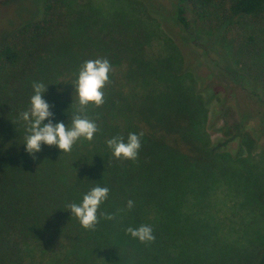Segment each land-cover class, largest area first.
Masks as SVG:
<instances>
[{"label": "trees", "instance_id": "16d2710c", "mask_svg": "<svg viewBox=\"0 0 264 264\" xmlns=\"http://www.w3.org/2000/svg\"><path fill=\"white\" fill-rule=\"evenodd\" d=\"M169 1L177 29L166 28L170 39L154 35L164 54L148 56L146 33L135 31L114 57L92 56L94 45L90 40L84 44L78 36L66 45L65 23L56 12L58 0H45L42 18L19 28L1 46L0 264H209L199 261V255L207 252L192 232L196 220H205L192 211L201 212L209 204L194 192L203 178L197 173L214 178L216 164H226V173L231 164L253 165L254 160L242 157L239 145L237 152L228 150L237 135L210 140L208 130L221 119L234 93L227 87L214 92L213 80L200 88L203 78L197 77L186 57L187 51L194 53L192 48L200 47L188 12L214 31L206 34L208 42L201 49L205 56L213 52L220 57L221 73L223 60L230 62L225 49L239 57L235 60L239 70L227 75L242 85L253 105L243 112L246 115L238 112L237 130L254 132L255 127L247 124L260 115V108L264 111V79L243 71L248 69L243 58L253 56L257 42L244 27L248 19L264 15V0ZM86 48L90 53L85 58ZM97 58L108 59L111 71L103 89L104 103L89 104L84 113L98 126L93 139L81 137L67 153L44 144L38 153H27L23 143L29 133L20 114L30 108L33 83L46 85L42 98L51 106L52 123L71 127L78 103L74 90L78 71L85 61ZM249 111L255 116L249 117ZM130 133H143L137 158H114L106 141L121 136L126 142ZM248 177L255 181L248 193L249 206L261 207L264 175ZM97 185L109 193L98 209V224L87 230L68 205L81 203ZM106 215L115 218L107 220ZM256 217H261L259 210ZM140 225L153 228V242L141 243L126 234V228ZM260 244L241 264H264V238ZM233 256L227 250L214 264H240V258Z\"/></svg>", "mask_w": 264, "mask_h": 264}, {"label": "rangeland", "instance_id": "374dc122", "mask_svg": "<svg viewBox=\"0 0 264 264\" xmlns=\"http://www.w3.org/2000/svg\"><path fill=\"white\" fill-rule=\"evenodd\" d=\"M44 1L0 0V48L19 28L35 23L42 18ZM172 10L173 7L169 0H58L56 12L58 19L65 23V40L63 42L66 45L74 43L78 36L84 44L90 40L94 45L91 50L92 56L103 57L108 54L114 57L124 43H129L132 40L133 31L146 33L145 40L149 45L146 50L148 56L151 53L162 52L164 54L158 49L161 43L154 38V35L159 36V40L170 39L165 31L166 28L170 29L172 26L176 28L172 21ZM153 12L160 18V21L157 20ZM188 17L192 23L191 30L196 34V41L200 47L192 48L194 53L187 51L186 57L189 67L194 69L197 77L203 78L200 88L211 84L213 80L215 83L210 86L214 92L227 87L228 91L234 93L233 99H228V107L222 114L223 116L221 115V119L217 120L213 129L208 130L210 140L217 141L233 134L237 135L239 136L237 141L231 142L228 150L236 151L237 145H239L240 155L242 157L251 156L254 160L253 165L231 164V168L226 173H223L226 164L220 167L216 164L213 167L214 178L207 176L202 171L197 173L203 178L194 187V192L197 193L198 199H207L209 204L206 208H201V212L191 209L192 213L197 216L205 217V220L194 222L193 237L196 238V243L203 245V250L207 252H202L199 255V261L203 262L206 259L209 264H214L228 250L234 254L233 258L235 255H237L236 260L240 258L241 264L248 254L250 255L258 247H262L260 242L264 238V205L261 207L249 206L248 199V193L253 190L251 185L255 182L251 183L248 175L251 173L256 178L264 175V111L260 108L258 117L249 111V117L255 116V120L253 119L254 121L247 125L252 129L255 127L254 132L237 130L241 121L238 112H246L253 105L247 98V91L241 88L242 85L235 84L228 77V75H233L230 72L239 70L235 63L239 57L234 58L230 53V48H224L230 62L223 60L225 67L224 72L221 73L219 69L222 67L220 57L213 52L205 56L201 49L208 42L206 34H212L214 31L203 19H197L191 15V12H188ZM244 30L247 34L254 35L257 42L254 43L253 56L243 58L244 64L248 68L243 71L251 70L248 73L249 76L264 79V15L256 20L248 19ZM180 36L183 41L187 40L184 35ZM222 44L217 42L220 47ZM89 53V49L86 48L84 57L86 58ZM216 63H218V67L215 66ZM231 88L233 89L229 90ZM221 92L226 93L225 90ZM232 105L235 106V110ZM240 136L242 137L240 138ZM222 174L227 175L223 176ZM219 184H222L227 190L219 188ZM205 186H210V188L203 190ZM262 202L264 203V201ZM257 209L260 211L261 217H256L258 216ZM255 240L258 243L252 247Z\"/></svg>", "mask_w": 264, "mask_h": 264}, {"label": "clouds", "instance_id": "9594fccd", "mask_svg": "<svg viewBox=\"0 0 264 264\" xmlns=\"http://www.w3.org/2000/svg\"><path fill=\"white\" fill-rule=\"evenodd\" d=\"M111 65L106 58H97L85 61L75 81V93L78 98L76 113L73 115L71 127L63 122L52 123L53 113L50 105L42 98L46 91V85L34 82L32 85L33 95L30 98V108L20 114V119L27 123L25 137V150L34 154L41 151V145L56 146L61 152H71L73 145L78 139L91 141L98 131L97 124L89 119L84 113L87 106L93 104L97 107L104 103L105 85L109 82ZM47 120V123H42ZM130 133L125 142L121 136H114L106 141L107 147L116 159L135 160L141 147V136ZM109 189L95 186L83 195L82 202L71 203L68 209L74 215L81 226L87 230H94L98 224L97 212L100 205L107 199ZM133 207V201L127 202V208ZM103 215V214H102ZM107 220H113L112 215L104 216ZM126 234L137 239L141 243H151L155 240L153 228L150 225H140L137 228L128 227Z\"/></svg>", "mask_w": 264, "mask_h": 264}]
</instances>
